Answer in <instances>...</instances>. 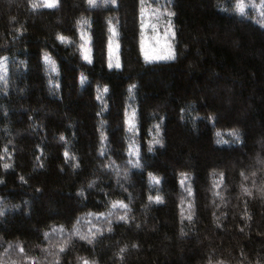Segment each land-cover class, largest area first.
<instances>
[{
  "label": "trees",
  "instance_id": "trees-1",
  "mask_svg": "<svg viewBox=\"0 0 264 264\" xmlns=\"http://www.w3.org/2000/svg\"><path fill=\"white\" fill-rule=\"evenodd\" d=\"M94 3L33 10L31 0H0V264H264L259 11L248 3L240 15L237 0H144L173 12L162 18L176 32V58L145 63L141 0ZM112 28L119 69L107 65ZM130 135L141 167L129 162Z\"/></svg>",
  "mask_w": 264,
  "mask_h": 264
},
{
  "label": "snow or ice",
  "instance_id": "snow-or-ice-1",
  "mask_svg": "<svg viewBox=\"0 0 264 264\" xmlns=\"http://www.w3.org/2000/svg\"><path fill=\"white\" fill-rule=\"evenodd\" d=\"M169 2H170V0H169ZM87 3H88V5H89V7H94V6H96L95 3H94V0H87ZM105 3H113L115 6L118 7V4H116V0H105ZM143 3H144V0H141V5H142V6H141V8H140V16H141L142 18H143V17L145 16V14H146V10H145V8L143 7ZM40 6H43V7H46V8L52 9V8H55V7H58V6H59V0H42V4L32 3V5H31V7H32L33 10H35L36 8H38V7H40ZM260 7H261L262 9H264V0H262V3H261V5H260ZM244 8H245V5H244V3H243V0H237V4H236V7H235V11H236L238 14L243 15V14H244ZM167 15H168L169 17H172V16H174V13L171 12V11H169V12H167ZM13 19H14V18H13ZM146 26H147V25H146V24L144 23V21L142 20V21H141V25H140V27H141L140 52H141V55L143 56V59H144L145 63H152V62H159V61L174 60V59L176 58V53H175L174 47H173V45H172L171 43H168V42H167L169 38H170L171 40H175V38H176V32H175L174 27L172 26L171 20H169V22H168V26H167V28H166V30H165V33H164V37H165V47H164L163 50H157L156 48H146V46H145V41H144V38H143V30H144V28H145ZM262 26H264V25H262ZM152 27H153V31H155V30H156V26H155V25H152ZM17 31H20V30L17 29ZM115 35H116V32H115V30L113 29V30H112V36H115ZM57 39L60 40L61 42H65V41L67 40V38L64 37V36H62V35H58V36H57ZM159 43H160V41H159V39H157V44H159ZM80 47H81V49H82V51H83V53H84V55H83V59H84L85 61L91 63V59H90V57H89V55H88L89 49H87L84 45H81ZM116 47L118 48L119 45H117ZM113 52H114V49H113L112 41H111V38H110V39H109V44H108V53H109L108 67H109L110 69L113 67V64H112V61H111V56H112ZM2 59H3L4 61H6L7 58L5 57V58H2ZM44 60H45V62H49V58H48V56H47L46 54H45V56H44ZM0 66H3V65H0ZM114 66H115L116 69H119V68L121 67V63H120V60H119L118 57H117V59H116V63H115ZM51 70H52L53 72L56 71L54 65L52 66V69H51ZM0 79H3V77H0ZM80 80H81V84H83L84 81L86 80V77H84V76L82 75L81 78H80ZM49 83H51V80L49 81ZM104 91H105V92L108 91L107 87L104 88ZM97 99H99V96H97ZM97 115H99V113H97ZM125 124L128 125V131L131 132V131L134 130L135 125H134L132 119H125ZM155 127H156V129H157V132H159V130H160V126H159V125H156ZM216 135L219 136V135H220L219 132H217ZM232 135L236 138L233 142H234V143H239V139H240V134H239V132H238V131H234V132L232 133ZM64 139H65V138H64L63 136L60 137V140H64ZM105 139H107V137L104 136L103 134H101V140L103 141V140H105ZM153 142L156 143V144H160L161 146H163V145H162V141L159 140V139H156V140H154ZM216 142H217L218 144H219V143H226V141H223V140H217ZM148 151L151 152V151H153V149H152L151 147H149ZM100 154L103 155V153H100ZM134 154H135V155H139L138 152H136V153H134ZM65 156H67V152L65 153ZM257 163H259V164H261V165H264V159H260V158L258 157V159H257ZM135 166H136V167H141V165H140L139 163H137ZM8 167H9L8 164H5V165H4V168L7 169ZM150 175H151V174H150ZM242 175H243V173H242ZM252 175L254 176L255 173H252ZM245 179H247V177H245ZM21 180H23V177H21ZM153 180H154L155 183H157V184L160 182L159 179H157V178H155V177H153ZM0 183H3V181L0 180ZM181 183H183V181H181ZM254 183H255V182H254ZM89 186L91 187V185H89ZM259 191H260V194H261L262 196H264V187H261V188L259 189ZM188 192H189V195H192L191 188L188 189ZM243 192L246 193V194H248V195H251V194H252L251 191H250V189H248V188H246V187L243 188ZM150 199H151V198H150ZM156 200H157V202H163L162 199H161L160 197H157ZM113 206L115 207V204H114ZM120 206H121V207H125V208L127 207V205H124L122 202H120ZM0 215H3V212H2V211H0ZM120 219L123 220V219H125V217H120ZM189 219H191V217H189ZM62 230H63V229H61V231H62ZM54 231H55V229H54ZM109 231H111V229H109ZM44 235H45V237H47V236H48V233H45ZM73 235H79V236H80V239H86L85 236L80 235V234L78 233V231H76V230H73ZM88 242L91 243L92 241H91V240H88ZM21 251H23V249H21ZM61 251H63V248H61ZM121 251H123V249H122ZM83 264H89V262H88L87 260H85V261L83 262Z\"/></svg>",
  "mask_w": 264,
  "mask_h": 264
},
{
  "label": "rangeland",
  "instance_id": "rangeland-1",
  "mask_svg": "<svg viewBox=\"0 0 264 264\" xmlns=\"http://www.w3.org/2000/svg\"><path fill=\"white\" fill-rule=\"evenodd\" d=\"M32 3L42 4V0H31V4ZM248 3L253 5V7H255L257 11H259V15L261 16V18L264 19V9L260 7L262 0H248L247 2L244 3V5ZM38 8H46V7L40 6ZM145 10H146L145 16L143 18L140 16L141 21L143 20L144 23L147 25L143 30V38L145 41V46L146 48H156L157 50H163L165 47L164 33L168 26V19H164L162 17H166L167 14L165 12L162 13L159 10H153V9H148V8H146ZM152 25L156 26L155 31H153ZM112 29L110 30V36L108 37V41H107V65L109 62L108 44H109V39L111 38L112 46L114 49V52L111 56V61H112L113 67H115L114 65L116 63V59L117 57L119 58V47L118 48L116 47L118 45V42L116 39V35L112 36ZM79 34H80V43H79L80 54L83 58L84 53L80 46L84 45L87 49H89L88 55L91 59L90 40L87 34V30L82 28ZM157 39H159L160 41L159 44H157ZM167 42L172 44V40L170 38L168 39ZM0 65H3V66H0V77H3V79H0V84H1L7 76L8 65H7V62L4 61L2 58H0ZM98 95L99 96L103 95V90H99ZM127 119H133L132 112L129 111V113L127 114ZM130 133H134V130L131 131ZM136 152H139L138 145L133 139V136L130 135V138L128 139V142H127V152L126 153L129 156V162L132 163L134 166L138 163V158H139L138 155L134 154Z\"/></svg>",
  "mask_w": 264,
  "mask_h": 264
}]
</instances>
